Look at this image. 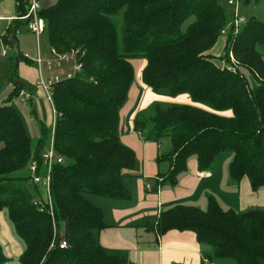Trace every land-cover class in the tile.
Here are the masks:
<instances>
[{
	"label": "trees",
	"instance_id": "trees-1",
	"mask_svg": "<svg viewBox=\"0 0 264 264\" xmlns=\"http://www.w3.org/2000/svg\"><path fill=\"white\" fill-rule=\"evenodd\" d=\"M16 1L18 16L26 14L27 0ZM40 16L50 48L59 53L78 49L86 55L81 74L52 86L54 144L65 162L52 171L48 201L33 197L25 185L31 178L21 174L31 160L41 158L50 131L42 124L33 145L11 104L22 84L0 105V212L8 213L25 245L20 264L128 263L99 245L95 233L107 226L103 211L87 196L130 197L127 173L135 169L136 155L120 140L119 115L134 82L132 58L147 60L142 81L154 92L188 94L213 110L188 105L164 109L156 103L151 117H136L134 129L146 141L171 139L170 151L158 158L170 170L150 184L151 190L176 186L192 157L201 173H210L227 153L233 155V183L247 178L252 191L264 188V54L258 49L264 47V21L250 19L238 36L227 39V55L233 52L237 62L232 73L206 54L233 19L231 8L220 0H58L42 8ZM192 17L194 23L182 32ZM24 26L13 20L0 35V54L9 48L15 69L22 61L29 64L19 50ZM227 57L223 59L230 63ZM149 124L152 130L145 135ZM35 188L39 195L40 188ZM156 229L160 236L172 230L195 233L219 261L264 264L261 209L225 210L208 196L206 210L178 205L163 211ZM8 261L0 244V264Z\"/></svg>",
	"mask_w": 264,
	"mask_h": 264
},
{
	"label": "crops",
	"instance_id": "crops-1",
	"mask_svg": "<svg viewBox=\"0 0 264 264\" xmlns=\"http://www.w3.org/2000/svg\"><path fill=\"white\" fill-rule=\"evenodd\" d=\"M38 1L43 9H48L58 2V0ZM7 2H12L11 8H5ZM14 3L17 4V1L0 0V18H2L0 22L11 24L13 20H16L18 15L15 16ZM39 54L43 56L41 46ZM23 66L25 67V65ZM42 76L37 68L31 71L25 69V73L18 79L23 88L24 82H29L31 100H34L33 93L36 92V96L38 95L42 100H46L47 97L46 101L51 103L53 109V114L50 113L51 119L46 122L41 120L46 127H50V130L47 129L50 131V135H53L56 115L53 102L49 99L47 92L37 85L38 78L41 79ZM15 85L7 86L0 98V105L9 98L16 88ZM146 86L142 79L139 84H135L134 79L127 101L119 115L120 140L136 155V167L127 173L130 197L127 200H114L87 196L91 203L103 211L107 226L104 230L96 232L95 237L108 254L124 257L127 264H205V260H209L213 264H235L229 260H216L214 250L200 244L195 233L191 231L172 230L163 236L158 235L156 229L158 218L163 211L178 205L206 210L208 196H214L225 210L235 211L233 204L237 203L242 212H247L251 208L264 210V188L257 192L252 191L249 180L245 178L238 184V192L233 198H231V192L223 198H219L218 194L224 193L226 189V181L223 179L225 166L232 161V157L227 156L222 163L223 167L219 163V166H216L210 173H201L197 161L192 160L188 163L187 171L180 176L176 186H161L157 190H147L146 184L155 185V179H159L160 176L169 172V163L159 164L158 158L170 151L172 145L165 148L161 142L146 141L134 129L136 117L144 112L147 100L155 101V94L145 88ZM157 99L158 94H156V101ZM189 99L188 96H179L175 98L174 102L190 104ZM41 120L40 122L43 123ZM30 127H33L31 128L32 137L39 138L37 127L32 124ZM39 196L42 200L48 201L47 193L39 191ZM0 244L9 258L6 264H20L19 260L25 251V245L16 235L6 211L0 212Z\"/></svg>",
	"mask_w": 264,
	"mask_h": 264
},
{
	"label": "rangeland",
	"instance_id": "rangeland-1",
	"mask_svg": "<svg viewBox=\"0 0 264 264\" xmlns=\"http://www.w3.org/2000/svg\"><path fill=\"white\" fill-rule=\"evenodd\" d=\"M228 1L229 0H220V3L224 7L227 8L229 6ZM11 6H12V2H7L5 4V8H11ZM14 10H15V16H17L18 13H17V4L16 3H14ZM239 10H240L239 14L241 16H244L247 20L255 19V20L261 21V22L264 21V0H240L239 1ZM194 21H195V18L192 17L186 23H184V25L182 27V32H186L187 29L189 28V26L194 23ZM9 25L10 24L8 22H0V35L5 34L6 29ZM18 38H19V50H20V53L22 54L24 60H27L24 58V56L26 54L33 61L38 59L39 44L41 45V50H42L43 56H46V58L49 56L48 54H49L50 50H49V43H48V35L46 32L40 38H38L33 32H31L28 29V27L24 26L20 29L19 34H18ZM227 39L228 38H223L221 36V38L219 39V41L215 45V47L206 53L208 56H210L214 60V62L219 67H223V68H225V67L227 68L230 66V63L223 59L225 57V55H226V57L228 56L227 55V47H228ZM258 49L261 53L264 54V47L260 46ZM2 52H6L7 57L3 56L2 53L0 54V98H2V94L4 93L5 89L7 88V86L9 84H12V86H13V85L17 84V82L20 81L18 78L25 73V69L27 71H31V70L37 68L34 64H32V62L27 60L29 64L25 63V61H22L19 63L18 67L15 69V68H13V64L11 63V60H10V57L13 54V52L9 48H5V47L2 49ZM225 52H226V54H225ZM130 62H131L133 69H134L135 84H139V82L142 79V73H143L145 67L147 66V60L143 57H138V58L130 59ZM22 64L25 65V67ZM30 68H32V69L29 70ZM246 75L248 78H250L248 73ZM38 76H39V74H38ZM43 78L45 80H48L49 76L44 73ZM40 80L41 79L38 78L37 82H39ZM145 88H148V90H150L151 92H153L155 94L154 95L155 101L150 102V100L148 99L146 102V108H145L144 112H142L146 118L151 117L153 115V109L152 108L154 105H156V103H161V105L164 109H168L173 105H188V106L203 108V109H206L208 111H213L208 106L195 102L191 98V96L188 94H183V95H179V96H188V98H190L189 99L190 104H176V102H174V100H175V98H177L179 96H171V95H169L167 90H161L160 92L157 93V92H154L151 88H149V86H146ZM24 90L27 92L28 96L13 98L12 106L19 113V115H20V117H21V119H22V121L26 127L27 133L33 139V145L35 146L36 142L41 137V134H42L41 128L43 127V125L46 127L44 122H46L48 119L49 120L51 119V115L53 114V109H52L51 103L46 101L47 97H46V100H44V99L42 100L41 98H39L38 95L36 96V92L33 93L34 100L33 99L31 100V97H30L31 89H29V82H24ZM156 94H158L157 101H156ZM36 98H37V100H36ZM38 99H40V100L38 101ZM142 100H143V98H142ZM45 102H47V103H45ZM50 113H51V115H50ZM224 114H226L227 116H232L231 111H226ZM40 120L43 123H41ZM31 124L34 127H37V129L39 131V138H34L35 136L32 137L33 132H32L31 128H33V127H30ZM47 128L50 130L49 126H47ZM151 130H152V124H149L145 129V135H147ZM51 139L52 138H50L49 143H48V145L50 144L49 146H51V143H50ZM170 140L171 139L168 137L164 138V140L161 141L162 146H165V148H167L168 146H171ZM48 145L46 144V147H49ZM53 145L55 147L54 142H53ZM3 147H4V144L0 143V149H2ZM227 156L232 157V159H233V155L230 153H227L219 159L216 166H219L218 165L219 163L220 164L224 163V160ZM192 160L197 161L196 157H192L189 160V163ZM230 164L225 166V172L223 174L224 175L223 179L226 181V183H225L226 189H225L224 193L218 194L219 198H223L224 196H226L230 192H231V198H233V196L236 194V192H238V184H235V183L233 184V182L230 178V175H229ZM221 166L223 167V164ZM21 176L30 177V173H29L28 169L25 170L21 174ZM229 182L232 185H230ZM25 185H26L27 189L29 190V192L33 195V197H35L38 201L44 202L46 200V199L42 200L40 198V196L38 195L37 190L35 188L36 185L33 184L32 179H29L28 181H26ZM39 190L43 193H47V191L45 189L40 188ZM47 194H48V198H49V192ZM233 208L235 209V211L242 212L238 203L233 204ZM253 209H257V208H251L250 210H253ZM250 210H248V211H250Z\"/></svg>",
	"mask_w": 264,
	"mask_h": 264
},
{
	"label": "built area",
	"instance_id": "built-area-1",
	"mask_svg": "<svg viewBox=\"0 0 264 264\" xmlns=\"http://www.w3.org/2000/svg\"><path fill=\"white\" fill-rule=\"evenodd\" d=\"M239 1L240 0H229L228 7L231 8L233 13V19L227 25V27L221 32L223 38L236 37L242 29L247 25L248 20L239 14ZM27 13L20 14L16 19L25 22V26L33 32L38 38H40L46 32V21L40 16L42 5L38 0H27ZM20 6V3H17ZM2 20V18H0ZM39 44V50H40ZM2 55L7 57L6 52H2ZM85 52L72 49L66 53H59L56 49L50 48L49 56L43 57L41 54L38 55V59L33 61L26 54L25 59L33 62L39 72L49 76L48 80H45L43 76L37 85L43 88L51 99L52 86L64 80H71L76 78L83 71V60L85 58ZM228 58L230 60V66L227 67L232 73L237 72V62L233 52H229ZM28 96L25 90L20 92L19 97ZM31 97V95H30ZM51 146L46 147L41 153V158L31 160L28 171L30 178L34 185H37L41 189H45L47 193L50 191L52 181V171L58 164H63L65 159L58 154L56 148L53 145L54 132L50 137ZM203 176V175H202ZM147 190H151V185L146 184ZM62 248L67 247L65 242L61 244ZM205 264H213L209 260H205Z\"/></svg>",
	"mask_w": 264,
	"mask_h": 264
},
{
	"label": "water",
	"instance_id": "water-1",
	"mask_svg": "<svg viewBox=\"0 0 264 264\" xmlns=\"http://www.w3.org/2000/svg\"><path fill=\"white\" fill-rule=\"evenodd\" d=\"M19 82H17V84H18Z\"/></svg>",
	"mask_w": 264,
	"mask_h": 264
}]
</instances>
